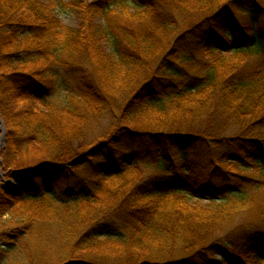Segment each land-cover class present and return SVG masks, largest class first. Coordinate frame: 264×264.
I'll use <instances>...</instances> for the list:
<instances>
[{"label":"rangeland","instance_id":"rangeland-1","mask_svg":"<svg viewBox=\"0 0 264 264\" xmlns=\"http://www.w3.org/2000/svg\"><path fill=\"white\" fill-rule=\"evenodd\" d=\"M95 1L85 0V3ZM12 3L14 4L12 11L19 14L21 11L23 12L24 6L17 2ZM181 3L187 10L182 8L183 10L178 13L179 25L182 26L194 21L199 16L197 12L208 6L206 1L198 0H183ZM25 9L32 12L36 8L32 3H29L28 8ZM98 11V9L94 10V12ZM141 13H134L131 9H125V11L119 9L116 15L122 14L127 22L124 21V23L134 29L138 26L137 20L140 22L143 19L141 17L144 14ZM54 17L61 22L63 29H69L64 30L60 35L53 33L46 37H30L24 40L22 46L17 43L16 47L41 50L42 57L38 59L37 66L43 69L47 65L57 64V62H68L69 67H65V65L59 69L64 82L71 80L73 84H77L75 79L77 72L92 75L100 84L103 98L96 99L90 96L89 100L81 98L83 101L78 102L74 101L78 95L67 94L66 98H71L72 101H70L71 107L65 110V108H59L62 103L55 99L50 104L39 106L28 100L25 101L21 97L17 99L19 96L16 93L3 96L0 91V137L4 139V143L0 147V164L3 163L4 148L6 145H11V143H6L7 137H12V134L28 137H31V133L36 134L26 143H21L19 140L15 144L12 143L14 150L8 154V162L5 160L4 167L0 165V232L14 234V237L10 236L6 239L10 246L0 256V264H32L26 256V248H30L34 256H37L35 264H67L70 263L68 260L72 259L74 254H77V257H84L86 260L100 259L98 262L101 263L108 258L117 264H146L148 261L141 259V256L131 262L124 255L126 252H131L132 249L138 251L135 254L142 256L152 251H141L137 244L134 247L130 246L132 241L134 243L136 241L129 236L127 245L125 243H120V245L115 240L102 237L94 240L89 237L81 239L79 235H83V231L85 232V229L91 227L93 216L97 211H102V209L110 211L118 204L126 206L123 209H127L128 214L140 211V215L134 216L135 219H132L135 224L140 223V227L143 223L148 226L152 218L158 217L156 213L158 212L162 219L156 222L161 224L163 221H167L168 224H164L169 226V232L176 227L179 232L177 236L181 235V239L189 237L195 231L199 233L202 231L204 223L213 221V218L223 211L220 205L209 202L205 197H197L193 194L195 183L199 182L204 185L216 182L221 184L218 178L214 180V177L212 179L210 177L209 167L214 156L212 155L213 158L198 156L188 166L189 168L183 170V164L181 165L171 157V153L172 155L176 153L174 145H170V150L165 147L164 139L166 138L163 132L175 125L185 129L183 123H192L194 125L192 127L198 128L212 138H215L216 135L227 138L233 134L234 127L238 125L233 123L225 113H221L222 108L216 107L220 101L217 91L226 78L227 69L230 66L238 65L242 58L233 57L230 52L214 51L211 56L200 54L199 57L203 59L201 62H213L214 58H218L220 60L216 62L222 63L218 64L220 65L218 66L219 70H216L217 73L213 77L215 87L211 88L214 89L206 88L201 93L186 95L178 100L175 99L176 101L172 100L164 109H155V105H146L145 100L129 105L126 93L136 86L137 81L145 73L147 65L151 62L154 63L159 54L165 52L167 45L177 34L175 33L176 28H171V31L157 26H143V32L134 30V33L136 31L139 33L135 36L129 34V40L125 39L126 45L131 49L129 51L132 53L133 61L130 57H123L120 61L112 55L109 56L111 51L103 35L104 26L100 24V16L89 18V24L93 25L88 32L91 34L89 37L80 42L71 41L66 44L67 48L64 47V40H67L70 32L79 30L80 18L76 11L67 9L58 10ZM145 30L147 32L152 30L153 33L147 38ZM157 34L160 39H156ZM141 38L142 40H140ZM143 38L149 41L143 40ZM193 38L196 43V37L193 35L189 37V41H193ZM141 41H145L146 49L142 48ZM185 41L182 40L181 43L184 45ZM10 48L13 47L10 46ZM247 57L253 60L257 59L256 56L247 55ZM27 65L28 63L23 67H28ZM70 70L74 73L69 74ZM46 73L48 72H44L45 75ZM73 84L69 86L71 87ZM52 85L51 92L55 94L54 98L62 96L59 85L57 83H52ZM15 95L16 98H14ZM251 120H253V116L248 117V121ZM38 124L45 125V127L40 130V127H37ZM207 124L209 126L204 128ZM202 144L201 146L209 149L207 145ZM241 148L247 149L248 146L241 144L237 139L231 141L226 139L219 144L212 143L215 156L219 153L221 156L234 157ZM46 162L55 166H66V168H69L72 163H76L75 166H72L73 169H76L75 172L83 175L84 177L80 176L82 179L91 180L90 185L97 182L99 188L96 189L91 185L93 188L95 187L96 192L89 201H82L78 206L61 207L57 200L50 198L45 193L43 187H38L39 197L37 198L18 199L16 197L15 200L11 196L15 192L14 181L12 178L6 177V173L10 170L24 172L34 168L39 169ZM106 165L109 166L107 173L122 169L123 174L112 178L102 177V174L98 173L103 170L102 168H106L102 167ZM238 169L240 168L238 167ZM170 178L187 182L186 186L190 185L187 190L188 196L183 193H168L167 190L172 188L168 181ZM73 183L72 187L75 188L77 182ZM196 188H198L197 185ZM53 189L55 190V188ZM158 192H162L160 193L162 195ZM150 193L155 194L147 196ZM157 203H161L162 206H155ZM240 205H242L240 201L234 204V206ZM229 216L227 218V220H231L229 224L238 228V239L244 238L243 242L245 239H250L252 233L248 230L253 224L259 223V216H256L255 211L237 212ZM201 222L202 224L199 225ZM134 226L131 228L133 229ZM229 226L227 223L225 226H217L214 233H219L218 235H221V240H223L225 233L233 231L229 229ZM106 227L100 226V229L103 230ZM153 227L152 225L149 228L144 227L151 233L150 236L155 238L151 240V237H147L148 242L146 243L157 246L164 242L165 245L168 239L161 236L162 233L158 236V233L151 229ZM188 227L191 230H187ZM139 231L141 229L137 228L133 233L141 235ZM214 233L209 235H215ZM196 234L193 235L195 238L188 239L189 242L192 241V248L186 252V258L176 260L183 261L179 264H201L206 261L199 259L198 256L201 255L202 249L207 250L214 244L210 246L204 244L205 246L199 245L200 247H198L195 243L202 237L198 238ZM177 236H172L173 241L179 240ZM140 240L144 242L143 238ZM73 241H75L74 244ZM208 254L210 258L218 257L216 250H212ZM150 256H152L150 260L157 257L154 261L163 259V264L171 262V260H166L169 258L164 253L160 255L150 252ZM253 258L256 259L257 255L249 253L248 259L251 261Z\"/></svg>","mask_w":264,"mask_h":264},{"label":"trees","instance_id":"trees-1","mask_svg":"<svg viewBox=\"0 0 264 264\" xmlns=\"http://www.w3.org/2000/svg\"><path fill=\"white\" fill-rule=\"evenodd\" d=\"M181 1L183 0H96L93 3H85L84 0L83 3V0H0V91L3 96L16 93L19 96L17 99L21 97L23 100H28L39 106L50 104L55 99L62 103L59 108H65V110L71 107L70 101H72L71 98H66L67 94L78 95L77 99L74 98V101L78 102L83 101L81 98L89 100L90 96L96 99L103 98L100 84L92 75L77 72L75 77L77 84H73L71 80L64 82L59 69L65 65V67H69L68 62H57V64L47 65L43 69L37 66L38 59L42 57L41 50L16 47L17 43L22 46L24 40L30 37H46V35L53 33L60 35L64 30L69 29H63L61 22L54 17L58 10L76 11L80 18L79 30H73L69 33V39L64 40V47L67 48L66 44L71 41L80 42L89 37L91 34L88 32L93 26L89 24V18L100 16V24L104 26L103 35L112 52L108 54L120 61L123 57L131 58L132 56L129 51L131 49L125 43V39L129 40V34L135 36L140 31L143 32V26H157L165 30L176 28L175 33L177 34L167 45L165 52L160 53L154 63L151 62L147 65L145 73L137 81L136 86L131 88L129 93H126V100L128 99L127 101L130 102L129 105L145 100L146 105H155V109H164L172 100H178L183 96L201 93L203 89L215 87L213 77L217 73L216 70H219L218 66L220 65L218 64L222 63L216 62L220 60L218 58H214V63L212 61L201 62L203 59L199 57L200 54L211 56L212 52L219 51L222 53L230 52L233 57H241V64L230 66L227 69L226 78L217 91L220 101L216 107L222 108L221 113H225L233 123L238 125L234 127L235 132L233 134L227 138L217 135L212 138L198 128L192 127L194 126L192 123H183L185 129L175 125V127L163 132L166 138L164 139L165 147L170 150L169 148L174 145L176 153L174 155L171 153V157L181 165L183 164V170L189 168L188 166L198 156L204 158L214 156L209 167L211 170L210 177L211 179L214 177V180L218 178L221 184L216 182H214L216 184L207 183L204 185L199 182L195 183L193 194L197 197H205L209 202L220 205L223 211L219 212L213 221L204 223L201 228L202 231L197 233L192 229L197 234L193 232L189 237L181 239V235L177 236L179 232L176 227L169 232V226L164 224L167 221H163L161 224L157 223L159 219H162L158 212H156L158 217L152 218L148 226L143 223L144 226L141 224L142 227H140V223L135 224L132 220L135 219L134 216L140 215V211L128 214L127 209H123L126 206L123 207L118 204L110 211L103 209L97 211L93 216L91 227L85 229L79 238L89 237L94 240L102 237L115 240L119 244H126L131 237L136 243L130 239L132 241L130 246L134 247L137 244L141 251L152 250L150 252L160 255L164 253L169 258L166 260H171L165 264H179L183 261L176 260L186 258V252L192 248V241L189 242L188 239L195 238L193 235L196 234L198 238L202 237L195 243L198 247L214 244L209 249H202V253L200 252L201 255L198 258L206 260L201 264H264V0H198L206 1L208 6L206 9H200L197 12L199 16L194 21L183 26L179 25L180 18L178 16V13L183 10L182 8L185 9ZM12 2H17L25 8H28L29 3H32L36 9L29 12L23 7L24 10L20 12V15L16 11H12V5H14ZM95 9L99 11L94 12ZM119 9L124 11L131 9L134 13L142 12L141 14H144L141 17L143 18L142 21L138 22L137 20V28L132 29L128 24H125L124 21L126 22V20L122 14L116 15ZM138 17L140 18V16ZM134 30L140 31L134 33ZM145 33L148 38L153 31L148 30L147 32L145 30ZM192 35L196 37V43H194L195 38L193 41H189V37ZM158 36L159 34H157L156 39H160ZM143 40L146 39L143 38ZM182 40H186L184 45L181 43ZM9 44L13 48H10ZM142 48H147L145 41L142 42ZM247 55L256 56L257 59L253 60ZM244 56L246 57L243 58ZM131 59L133 61V57ZM27 63L28 67H23ZM44 72L48 73L45 75ZM70 73L73 74L74 72L72 73L70 70ZM50 78L52 79L49 80ZM52 83L60 84L59 90L62 92V96L54 98L55 94L51 92L53 90ZM71 84L73 86L70 87ZM16 97L15 95L14 98ZM250 116H253V120L248 121ZM208 126L207 124L204 128ZM37 127L42 130L45 125L38 124ZM33 135L36 134H30L31 137H34ZM31 137L26 135L15 136V134L9 137L11 139L7 137L6 143H11V145H6L4 148L2 152L3 163L0 165L4 167L5 160L8 162V154L14 150L12 143H17V140L26 143L27 140L32 139ZM226 139L228 141L237 139L241 144L247 145L248 148L239 149L234 157L221 156L219 153L215 156L212 143L219 144ZM201 143L207 145L209 149L201 146ZM49 162H46L39 169L34 168L24 172L10 170L7 172L6 177L12 178L14 181L13 189L15 192L11 196L15 200L16 197L18 199L24 197L37 198L39 197L38 189L43 187L45 193L50 198L57 200L61 207L78 206L82 201H89L96 192L95 187L96 189L99 188L97 182H94V185L91 184L95 186L93 188L90 185L91 180L87 178L84 180L81 178L84 177L83 175L75 172L76 169H73L72 166H75L76 163H72L69 168H66V166H55ZM107 165L102 166L106 168H102L103 170L98 173L102 174V177L112 178L123 174L122 169L107 173L109 167ZM75 181L77 185L73 188L72 184ZM168 181L172 185L171 189H166L168 193H183L188 196L187 190L190 185L186 186L187 182L171 178ZM154 194L150 193L147 196ZM234 201H240L242 205L234 206ZM155 206L160 207L162 204L157 203ZM230 206L233 207L230 208ZM252 210L255 211L256 216H259V223L251 226L248 231L252 233V236L243 242L244 238L238 239L237 237L238 228L229 224L231 220H227V218L232 213L250 212ZM226 223L230 225L229 229L233 231L225 233V238L221 240V235L219 236V233L216 234L214 231L218 228L217 226H225ZM201 224L202 222L199 225ZM130 225H135V229H132ZM150 225L154 226L151 229H154L158 236L162 233L161 236L168 239L165 245L164 242L157 246L146 243L148 242L147 237H151V240L155 239L150 236L151 233L148 230L144 229V227L149 228ZM100 226L107 227L101 230ZM137 228L141 229L139 231L141 235L133 233ZM188 229L191 230L189 227ZM212 233L215 235H209ZM174 234L179 237V240L173 241L172 236H175ZM10 236L14 237V234L5 231L0 232V244H2L0 245V256L8 250L7 247L10 244L6 242V239ZM142 238L144 242H141L140 239ZM156 242H158L157 239ZM212 250L217 251V258L209 257L208 253ZM136 252H138L136 249H132L131 252H126L124 255L131 262L140 256L141 259H145L144 261H148L146 264H163L164 262L163 259L154 261L157 257L150 260L153 256H150V252L143 256L135 254ZM251 252L256 254L257 258L250 261L248 257ZM25 253L29 262L35 264L37 256H34L31 249L26 248ZM111 260L106 258L105 262L101 263L98 262L100 259L96 261L86 260L84 257H77V254H74V257L68 260L70 263L67 264H117Z\"/></svg>","mask_w":264,"mask_h":264},{"label":"water","instance_id":"water-1","mask_svg":"<svg viewBox=\"0 0 264 264\" xmlns=\"http://www.w3.org/2000/svg\"><path fill=\"white\" fill-rule=\"evenodd\" d=\"M3 143H4V139L0 137V147L3 145Z\"/></svg>","mask_w":264,"mask_h":264}]
</instances>
